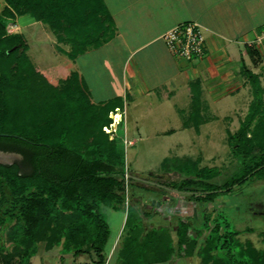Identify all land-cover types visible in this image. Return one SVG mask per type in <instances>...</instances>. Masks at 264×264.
<instances>
[{
  "label": "trees",
  "instance_id": "trees-1",
  "mask_svg": "<svg viewBox=\"0 0 264 264\" xmlns=\"http://www.w3.org/2000/svg\"><path fill=\"white\" fill-rule=\"evenodd\" d=\"M70 1L3 0L0 8V149L23 155L20 164H0V233L7 232L12 241L8 249L0 241L4 250L0 264L27 263L39 243L46 248L61 245L62 251L74 254L93 251L101 264L109 236L102 207H123L122 130L120 137L108 139L101 129L110 122L108 112L120 104L119 99L94 102L74 71L53 79L36 70L26 54L28 43L22 33L5 32L6 20L29 13L47 23L57 41L70 42L67 55L71 59L114 35L115 24L103 0H75L82 15L77 21L63 13L62 7L67 9ZM246 49L251 60L253 52L258 54L256 47ZM243 75L252 96L238 128L227 130V143L240 167L224 181L225 189L249 175L264 179V124L252 132L249 129L263 114V88L257 73L244 66ZM190 98L183 125H192L198 132L210 117L201 113L204 106L195 87H190ZM217 171L215 166H200L195 175L171 185L187 190L188 199L206 204L216 191L205 180ZM138 183L127 179L130 188ZM203 233L206 236L201 239ZM165 237L160 246L164 256L179 248L185 255H198L202 264H264V250L236 248L235 231L218 211L212 215L202 208L195 227L190 218L180 219L176 240Z\"/></svg>",
  "mask_w": 264,
  "mask_h": 264
},
{
  "label": "crops",
  "instance_id": "crops-1",
  "mask_svg": "<svg viewBox=\"0 0 264 264\" xmlns=\"http://www.w3.org/2000/svg\"><path fill=\"white\" fill-rule=\"evenodd\" d=\"M103 1L115 24L114 35L97 47L87 48L73 59L56 47V38L45 22L36 20L29 13L17 16L13 22L16 32L22 33L27 40L26 54L29 60V51L37 40L42 47H49L59 56L57 66L50 63L43 66L41 56H37L36 62L30 60L36 70L45 72L51 78H60L74 71L84 83V65L79 63L80 58L96 48H104L107 58L122 49L125 58L120 70L126 69L127 75H124L120 88L106 98L91 99L94 102L119 99L120 104L117 106L124 110V148L135 144L137 140L134 135L128 137L127 134L125 105L128 100L138 101L141 98V103L143 96H149L156 105H172L177 94L184 92L190 104V87H195L201 104L207 106L208 98L215 100L224 94L234 95L241 88H250L245 82L243 67L255 73L257 67L251 64L246 47H258L264 43V0ZM2 5L0 0V8ZM186 20L197 21L205 35V54L191 61L173 56L161 37L166 29ZM23 28L28 29L27 37L22 32ZM107 58L105 60L112 68L114 61ZM51 73L59 74L53 76ZM209 117L216 118L214 114ZM170 131L173 128L166 127L156 130V133ZM140 134L138 132V138H141ZM129 174L140 177L134 172L129 171ZM142 179H133L139 182V192L124 190L122 208L104 207L109 236L101 264H189L190 258L196 254L185 255L178 248L164 256L160 246L161 239L166 238L165 234L176 240L178 221L193 214L194 201L187 198L188 191L185 189L175 188L171 184L170 187L155 177L149 178L152 183ZM110 212L115 214L113 231L109 226ZM146 234H149L147 241ZM130 235L132 239L128 240ZM96 260L93 251L74 254L62 251L61 245L46 248L44 243H39L36 252L25 264H98ZM11 264L18 263L12 260Z\"/></svg>",
  "mask_w": 264,
  "mask_h": 264
},
{
  "label": "rangeland",
  "instance_id": "rangeland-1",
  "mask_svg": "<svg viewBox=\"0 0 264 264\" xmlns=\"http://www.w3.org/2000/svg\"><path fill=\"white\" fill-rule=\"evenodd\" d=\"M74 1L67 2V9L64 6L62 10L64 9L63 13L65 15L70 14V18L73 21H77L82 18V15L79 10L77 11V5ZM138 1L136 0V2ZM14 24L13 21L6 20L5 32H16ZM27 30V28L22 29L26 37L28 36ZM29 36L32 38V35ZM38 41H35L36 44L31 46L29 51L30 60L36 62L37 56H41L43 66H47L49 63L57 66L59 64V56L55 55L49 47H42ZM56 47L64 50L67 54L71 49V44L68 41L56 40ZM256 49L258 54L252 53V60L255 63L251 60V64L257 67L256 73L263 88L264 107V43L260 44ZM119 51L113 57L107 58L104 48H96L92 49L83 58H80L79 63L84 65V84L87 90H90L89 93L91 92L90 96L92 98H106L120 88V83L124 75H127V71L126 69L124 71L120 70L125 55L122 49ZM106 58L108 60L113 59L112 68L105 60ZM51 74L57 76L59 73ZM66 75L53 79H63ZM244 79L246 83L249 82L245 76ZM251 96V88H241L234 95L224 94L215 100L208 98V105H204L208 109L206 110L205 107L202 110V114L206 117L214 114L216 118L200 124L198 132L195 131L192 125L183 127V122L188 118L190 109L188 98L184 92L177 94L174 98L176 99L175 104L172 105L168 103L156 105L152 103V97L149 96H143L141 103H139L141 98L138 101L137 99L126 101L125 121L127 134L128 137L134 135L133 137L137 138L133 145H127L124 148L122 136H119L120 130H122V121L117 125L115 134H108L104 128L101 129L107 134L108 139H112L117 135L120 137L125 158L124 171L137 173L141 178L148 180L149 183L153 182L149 178L155 177L156 180L161 179L171 187L170 184L173 182H179L181 179L195 175L197 167L205 165L217 167L216 175L205 180L211 183L212 188L216 191L214 199L202 205L194 202L193 214L189 215L193 227L201 220L202 208L211 211L212 215L218 211L220 215L228 220L235 231L236 248L238 250L249 251L253 248L254 250L263 251L264 179L258 175H249L244 181L232 186L230 189H225V186H223L224 181L233 173L238 172L240 167L238 159L227 143V130L234 132L238 128L247 113ZM110 112H108L109 117ZM262 113L261 116L258 115L251 122L250 132L264 124V109ZM166 127L173 128V131L156 133V130ZM137 131L141 133V138H138ZM192 161H195L194 166H192ZM126 188L129 193L140 191L138 184H133L131 188L128 184ZM102 209L104 210V207ZM110 213L109 226L113 231L115 214L113 212ZM187 217L188 215L185 216V218ZM8 235L5 231L2 234L0 233V241H2L4 249L10 248L12 244ZM205 236L206 233H203L201 239H204ZM3 251L0 250V252ZM189 261V264H202L198 255L193 256Z\"/></svg>",
  "mask_w": 264,
  "mask_h": 264
},
{
  "label": "built area",
  "instance_id": "built-area-1",
  "mask_svg": "<svg viewBox=\"0 0 264 264\" xmlns=\"http://www.w3.org/2000/svg\"><path fill=\"white\" fill-rule=\"evenodd\" d=\"M15 26V24H14ZM161 37L168 49V51L175 57L191 61L196 58H201L205 54V35L202 31L201 25L195 20L181 21L166 29ZM119 111L121 118L115 120L110 116V122L103 125L102 128L108 134H115L117 125L123 120L124 110L116 106L111 112ZM110 112V115H111ZM106 127L110 130L107 131ZM125 142V140H123ZM128 172L124 171V187L127 192Z\"/></svg>",
  "mask_w": 264,
  "mask_h": 264
},
{
  "label": "water",
  "instance_id": "water-1",
  "mask_svg": "<svg viewBox=\"0 0 264 264\" xmlns=\"http://www.w3.org/2000/svg\"><path fill=\"white\" fill-rule=\"evenodd\" d=\"M22 160H23V155L20 152L0 149V164H6V165L13 163L20 164ZM128 177L132 179L143 180L142 178L133 174H128Z\"/></svg>",
  "mask_w": 264,
  "mask_h": 264
},
{
  "label": "bare ground",
  "instance_id": "bare-ground-1",
  "mask_svg": "<svg viewBox=\"0 0 264 264\" xmlns=\"http://www.w3.org/2000/svg\"><path fill=\"white\" fill-rule=\"evenodd\" d=\"M110 116H111V117H114L116 121L119 120V119L121 118V115H120V113H119L118 110L116 111L115 114H114V112H111V115H110ZM106 129H107V131H110L107 127H106Z\"/></svg>",
  "mask_w": 264,
  "mask_h": 264
}]
</instances>
